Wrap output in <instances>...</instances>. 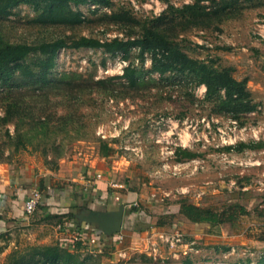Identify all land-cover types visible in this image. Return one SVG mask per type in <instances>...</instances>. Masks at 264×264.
Wrapping results in <instances>:
<instances>
[{"label":"rangeland","instance_id":"obj_1","mask_svg":"<svg viewBox=\"0 0 264 264\" xmlns=\"http://www.w3.org/2000/svg\"><path fill=\"white\" fill-rule=\"evenodd\" d=\"M198 1L74 5L86 18L74 27L34 23L38 12L29 4L18 5L0 19L4 41L27 43L58 37L70 42L69 36L82 35L102 40L139 37L148 25L168 34L191 57L218 69L229 68L236 78L247 80L256 104L253 111L238 116L222 111L223 91L210 97L206 85L191 73L153 71L150 54L142 56L138 47L127 59L139 72L133 87L124 77L122 53L85 47L59 50L49 76L65 84L37 89L38 95L47 92L41 100L27 95L16 99L18 91L28 94L34 88L17 90L9 85L10 79L0 80V162L15 166L37 158L56 165L65 156L88 159L113 173L117 165L116 179L127 187L123 192L134 188L138 193L130 192L135 200H125L126 210L134 211L135 221L129 222L133 229L123 228L113 237L100 233L96 238L89 226L92 230L84 240L72 238L81 264H264L260 261L264 241L259 240L264 230V0H238L220 13L214 11L223 1L200 0L209 15L191 17L181 12L185 4ZM115 11H127L136 21L113 22L109 15ZM36 58L32 54L28 62L39 70L33 64ZM92 80H106L114 90L85 91L84 101L62 96L71 81L78 86ZM8 109L11 116L6 117ZM242 142L257 148L238 151ZM103 143L113 147L108 156L103 155ZM185 151L195 157H186ZM183 200L214 208L239 203L248 212L233 223H221L212 231L206 226L196 234L194 225L180 214ZM159 220L165 223L160 226ZM45 230L16 229L10 240L0 242V264H9L13 253L29 246L46 244L42 240L47 237L40 235ZM171 235L184 237L176 255L166 240ZM192 241L196 245L191 251L203 252H190L185 244ZM120 248L127 251L125 259L117 255Z\"/></svg>","mask_w":264,"mask_h":264},{"label":"trees","instance_id":"obj_2","mask_svg":"<svg viewBox=\"0 0 264 264\" xmlns=\"http://www.w3.org/2000/svg\"><path fill=\"white\" fill-rule=\"evenodd\" d=\"M218 3V0H211ZM220 8L214 12L220 13V10H227L238 2V0H221ZM20 4L32 5L38 15L33 22L41 25L51 26H67L74 27L86 21L82 10L75 9V6L92 4L109 6L111 0H0V19L7 18L12 14L13 9ZM181 12L191 17L199 15H209L207 5L202 4L199 0L197 3L185 4ZM111 20L116 23H131L136 21L134 17L127 11H115L109 15ZM70 42L66 37H58L56 39L44 40L37 43L27 42H6L0 37V80L9 82L11 87L19 90L22 87L34 88L27 93L18 91L16 99H25L26 95L33 98L43 99L47 92L43 95L36 94V90H41L45 86L56 88V86L64 85L62 79H54L49 75L55 67L56 57L62 48H103L105 52L112 55L118 53L123 54V58L129 59L134 47L140 49L142 56L145 53L150 54L152 59L153 71L160 74L167 72L174 73H191L195 76L198 83L206 85V92L210 97L218 93L224 92L223 97L219 100V108L222 111L233 112L235 116L239 114L253 111L256 104L252 102V93L247 87V80L236 78L229 68L218 69L207 62L191 57L186 51L175 42H173L165 32L145 25L143 32L139 37H114L102 40L93 36L82 35L72 38L69 36ZM32 54H37L34 66L39 70H35L28 62V58ZM18 74L13 75V73ZM138 70L134 64H128L124 69V77L128 79L130 86H136L139 81L137 76ZM66 84L62 91L63 97H69L70 100H83L85 91H92L101 87L103 90H114L106 80H92L82 85ZM8 85V86H9ZM82 93V94H79ZM42 97V98H41ZM38 100V101H39ZM9 109L7 110V116ZM11 116V114H9ZM9 116V117H10ZM9 119V118H8ZM103 155L111 154L113 147L107 143H103ZM233 147H228V150ZM238 151L245 148L256 149L254 143L242 142L238 145ZM186 152V153H185ZM184 154L188 158L195 157V153L185 151ZM43 190V186L40 188ZM136 210V207L133 208ZM180 214L184 219L193 224V230L200 233L207 228L211 231L224 222H235L242 214L247 213L245 206L239 203L224 205L223 207H203L186 200L180 203ZM165 221L159 220L158 225L164 224ZM145 228H141L143 230ZM264 229V228H263ZM259 240L264 241V230ZM82 247L78 243V248ZM264 262V253L261 255ZM190 262V260H188ZM9 264H81L78 256L69 246L60 243L32 245L22 251L13 253V258Z\"/></svg>","mask_w":264,"mask_h":264},{"label":"crops","instance_id":"obj_3","mask_svg":"<svg viewBox=\"0 0 264 264\" xmlns=\"http://www.w3.org/2000/svg\"><path fill=\"white\" fill-rule=\"evenodd\" d=\"M87 160L82 162L64 156L56 165L37 158L25 159L15 166L0 162V242L10 240L16 229L29 226L34 231L46 229L40 233L47 237L42 242L52 244L59 239L61 245L72 248V238L84 240L82 237L88 235L91 227L96 238H100V233L106 235L85 219L88 211H113L122 204L125 205L123 228L133 229L135 226H130L129 222L132 218V223L135 221L134 211L126 210L125 200H135L137 197H131L130 192L138 194L136 189L123 192L127 190L125 182L116 179L119 166H113V173L109 168ZM126 180L129 182L128 177ZM42 186L43 190L40 189ZM34 189L42 192L41 203L33 214H27L24 205ZM214 248L218 251L220 246ZM203 250L200 248L195 252Z\"/></svg>","mask_w":264,"mask_h":264},{"label":"water","instance_id":"obj_4","mask_svg":"<svg viewBox=\"0 0 264 264\" xmlns=\"http://www.w3.org/2000/svg\"><path fill=\"white\" fill-rule=\"evenodd\" d=\"M125 217V205L122 204L120 207L113 211H102L96 212L90 210L87 212L85 219L97 226L103 233L108 236H112L123 229Z\"/></svg>","mask_w":264,"mask_h":264},{"label":"built area","instance_id":"obj_5","mask_svg":"<svg viewBox=\"0 0 264 264\" xmlns=\"http://www.w3.org/2000/svg\"><path fill=\"white\" fill-rule=\"evenodd\" d=\"M94 6V5H93ZM123 63L127 66V61H123ZM116 185V184H115ZM41 199H42V192L39 189H34L32 195L26 200L25 202V211L27 212V214H33L36 209L38 208L39 204L41 203ZM183 235H171V236H167L166 240L169 243V245L171 246L170 249L172 250V252L176 255V251H177V247L179 244H182L184 246V244L182 243ZM119 243L123 242L122 237H119ZM195 245H196V241H192L190 243H186L185 246L188 247V249L191 250H195ZM117 255L122 258L125 259L127 257V251L126 249L121 250L118 249Z\"/></svg>","mask_w":264,"mask_h":264}]
</instances>
